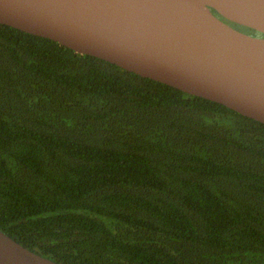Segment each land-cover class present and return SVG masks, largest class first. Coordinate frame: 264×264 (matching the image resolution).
I'll return each mask as SVG.
<instances>
[{"label": "trees", "instance_id": "trees-1", "mask_svg": "<svg viewBox=\"0 0 264 264\" xmlns=\"http://www.w3.org/2000/svg\"><path fill=\"white\" fill-rule=\"evenodd\" d=\"M0 229L61 264H264V123L0 23Z\"/></svg>", "mask_w": 264, "mask_h": 264}, {"label": "water", "instance_id": "water-1", "mask_svg": "<svg viewBox=\"0 0 264 264\" xmlns=\"http://www.w3.org/2000/svg\"><path fill=\"white\" fill-rule=\"evenodd\" d=\"M221 16L264 34V0H0L2 24L264 123V36ZM0 264L61 263L0 229Z\"/></svg>", "mask_w": 264, "mask_h": 264}, {"label": "flooded vegetation", "instance_id": "flooded-vegetation-1", "mask_svg": "<svg viewBox=\"0 0 264 264\" xmlns=\"http://www.w3.org/2000/svg\"><path fill=\"white\" fill-rule=\"evenodd\" d=\"M228 23L231 24L233 27H235V28H237V29H239L241 31L247 32L249 34H252V35H255V36H264V34L258 32L256 30L245 29V28L241 27V25H237V24L229 22V21H228Z\"/></svg>", "mask_w": 264, "mask_h": 264}]
</instances>
